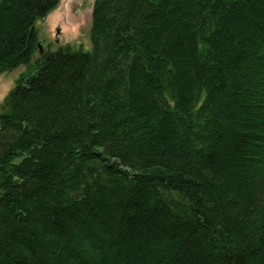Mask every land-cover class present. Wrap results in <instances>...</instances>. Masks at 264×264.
Listing matches in <instances>:
<instances>
[{
	"label": "trees",
	"instance_id": "obj_1",
	"mask_svg": "<svg viewBox=\"0 0 264 264\" xmlns=\"http://www.w3.org/2000/svg\"><path fill=\"white\" fill-rule=\"evenodd\" d=\"M0 0V264H264V0Z\"/></svg>",
	"mask_w": 264,
	"mask_h": 264
},
{
	"label": "rangeland",
	"instance_id": "obj_2",
	"mask_svg": "<svg viewBox=\"0 0 264 264\" xmlns=\"http://www.w3.org/2000/svg\"><path fill=\"white\" fill-rule=\"evenodd\" d=\"M92 3L93 0H58L57 5L34 24L42 49L41 52L37 50L33 59L45 49L55 50L66 43L89 48ZM24 70L25 66L19 65L0 73V111L4 106L6 95L14 86L18 75Z\"/></svg>",
	"mask_w": 264,
	"mask_h": 264
},
{
	"label": "bare ground",
	"instance_id": "obj_3",
	"mask_svg": "<svg viewBox=\"0 0 264 264\" xmlns=\"http://www.w3.org/2000/svg\"><path fill=\"white\" fill-rule=\"evenodd\" d=\"M36 45H37V49H38V50H39V52H40V50L42 49V48H41V44H40L39 42H37V44H36ZM38 45H39V46H38Z\"/></svg>",
	"mask_w": 264,
	"mask_h": 264
},
{
	"label": "water",
	"instance_id": "obj_4",
	"mask_svg": "<svg viewBox=\"0 0 264 264\" xmlns=\"http://www.w3.org/2000/svg\"><path fill=\"white\" fill-rule=\"evenodd\" d=\"M39 46V45H38ZM40 52H41V50H40Z\"/></svg>",
	"mask_w": 264,
	"mask_h": 264
}]
</instances>
